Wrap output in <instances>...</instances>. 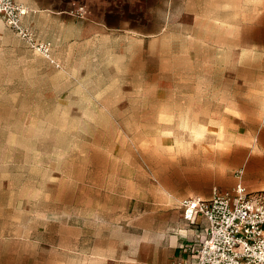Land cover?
Wrapping results in <instances>:
<instances>
[{
    "label": "rangeland",
    "instance_id": "obj_1",
    "mask_svg": "<svg viewBox=\"0 0 264 264\" xmlns=\"http://www.w3.org/2000/svg\"><path fill=\"white\" fill-rule=\"evenodd\" d=\"M57 6L24 20L52 61L0 23V250L133 264L181 199L264 193V1Z\"/></svg>",
    "mask_w": 264,
    "mask_h": 264
},
{
    "label": "built area",
    "instance_id": "obj_2",
    "mask_svg": "<svg viewBox=\"0 0 264 264\" xmlns=\"http://www.w3.org/2000/svg\"><path fill=\"white\" fill-rule=\"evenodd\" d=\"M30 13L34 12L15 0H0V23L52 61L51 44L37 42L24 26ZM178 208L188 224L204 222L203 236L188 264H264L263 192L249 194L239 183L231 193L214 188L207 199L183 198Z\"/></svg>",
    "mask_w": 264,
    "mask_h": 264
},
{
    "label": "crops",
    "instance_id": "obj_3",
    "mask_svg": "<svg viewBox=\"0 0 264 264\" xmlns=\"http://www.w3.org/2000/svg\"><path fill=\"white\" fill-rule=\"evenodd\" d=\"M24 5L35 14L37 11L52 14L57 11L60 2H74L78 0H15ZM240 1H264V0H240ZM24 19V20H25ZM4 26V25H3ZM5 27V26H4ZM214 189V188H213ZM212 189V190H213ZM212 193V191H211ZM211 196V194H210ZM209 196V197H210ZM208 197V198H209ZM207 199V198H205ZM182 200V199H181ZM179 210V209H178ZM180 212V210H179ZM191 226V228H189ZM204 222L198 219L196 225H190L182 219L174 225L168 243L152 253V256L144 257L133 264H188L193 260L195 245L203 236ZM114 259L84 254L79 250H0V264H131L128 260Z\"/></svg>",
    "mask_w": 264,
    "mask_h": 264
}]
</instances>
